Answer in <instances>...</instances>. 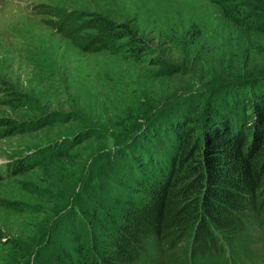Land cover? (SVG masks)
<instances>
[{"label": "rangeland", "instance_id": "obj_1", "mask_svg": "<svg viewBox=\"0 0 264 264\" xmlns=\"http://www.w3.org/2000/svg\"><path fill=\"white\" fill-rule=\"evenodd\" d=\"M93 12L128 22L150 44L147 61L85 51L60 29L75 28L84 38L80 26ZM253 39L213 0H0V168L21 166L0 177V264H59L56 252L74 243L63 215L81 198L93 157L116 145L112 126L140 104H154L156 112L161 95L179 87L194 101L196 91L235 71L236 62L264 58V39ZM154 57L172 72L180 63L188 71L164 78L149 61ZM5 119L21 130H10ZM249 236L245 249L257 264L264 260V238Z\"/></svg>", "mask_w": 264, "mask_h": 264}, {"label": "trees", "instance_id": "obj_2", "mask_svg": "<svg viewBox=\"0 0 264 264\" xmlns=\"http://www.w3.org/2000/svg\"><path fill=\"white\" fill-rule=\"evenodd\" d=\"M213 1L254 43L264 39V0ZM80 27L84 38L60 29L85 51L122 52L132 62L152 53L128 22L93 12ZM149 61L164 78L188 71L180 63L172 72L160 57ZM233 69L210 78L194 101L179 87L161 95L156 112L150 103L125 111L112 126L116 145L93 157L81 198L63 215L74 243L56 252L59 264H252L249 233L264 238L255 232H264L256 229L264 220V58ZM2 122L21 130L16 121ZM18 167L0 168V177Z\"/></svg>", "mask_w": 264, "mask_h": 264}]
</instances>
